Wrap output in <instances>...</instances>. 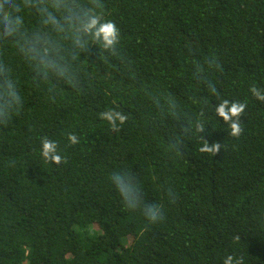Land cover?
I'll return each instance as SVG.
<instances>
[{
	"label": "trees",
	"instance_id": "obj_1",
	"mask_svg": "<svg viewBox=\"0 0 264 264\" xmlns=\"http://www.w3.org/2000/svg\"><path fill=\"white\" fill-rule=\"evenodd\" d=\"M103 3L120 43L81 51L74 82L34 84L0 41L23 96L0 124V264H264V101L249 90L264 92V0ZM221 99L246 104L239 137L214 111ZM108 108L127 115L119 130L99 118ZM42 137L64 162L43 159ZM204 139L220 151L200 152ZM114 172L135 178L141 207L126 208Z\"/></svg>",
	"mask_w": 264,
	"mask_h": 264
},
{
	"label": "clouds",
	"instance_id": "obj_2",
	"mask_svg": "<svg viewBox=\"0 0 264 264\" xmlns=\"http://www.w3.org/2000/svg\"><path fill=\"white\" fill-rule=\"evenodd\" d=\"M28 17L35 22H27ZM120 40V29L113 20L107 18L103 0H88V6L80 0H0V41L23 57L28 70L33 73L34 84H51L54 87L61 79L65 83L74 82L78 75L75 61L81 51L94 44L115 53ZM64 42L71 48L70 59L64 56ZM249 90L257 99L264 101V92L255 85ZM210 92L215 94L214 85H211ZM165 103L174 104V101L169 99ZM22 104L18 77L6 62H0V124L7 126ZM245 107L243 102L228 99H221L215 106V113L228 124L232 137H239L243 131L239 118ZM98 115L114 130H119V125L128 119L126 114L114 108H108ZM202 116L201 111L194 124L196 133L205 130ZM66 135L70 144L79 143L76 133ZM221 147L219 142L209 143L204 139L199 151L214 155ZM58 149L57 141L41 138L40 154L44 160L57 165L64 162L65 158ZM111 179L126 208L141 207L143 197L132 175L114 172ZM143 215L150 223L163 219L162 209L157 204H144ZM224 264H233V257L227 256ZM236 264H243L242 258H238Z\"/></svg>",
	"mask_w": 264,
	"mask_h": 264
}]
</instances>
